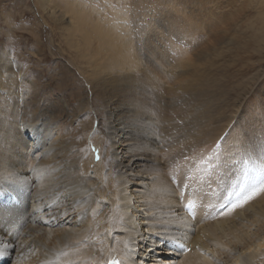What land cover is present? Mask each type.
<instances>
[{
  "label": "bare ground",
  "instance_id": "1",
  "mask_svg": "<svg viewBox=\"0 0 264 264\" xmlns=\"http://www.w3.org/2000/svg\"><path fill=\"white\" fill-rule=\"evenodd\" d=\"M36 5L43 13L52 10L47 19L70 17L65 26L62 19L53 23L63 30L61 41L73 64L81 65L88 74L95 93L93 100L98 103L95 113L104 118L100 117L98 132L109 150L101 141L99 163L94 164L93 155L83 161L82 153L70 156L74 159L71 162V147L58 148L48 142L47 137L59 134L62 121L72 116L76 122L90 104L88 91L80 84L72 85L76 76L70 67L63 68L59 81L62 99L55 104L47 102L39 110L42 96L31 88L29 124L20 122L19 104L11 103L19 96L18 68L3 50L0 198L13 195L20 203L0 202V254L10 258L11 251H15L17 264H108L113 256L122 264H145L146 259L150 264H264V191L233 207L243 200L253 183L244 179L241 159L246 150L264 140V123L250 122L246 134L228 137L227 146L214 154L209 151L210 161L196 164L201 157L198 146L209 140L204 130L199 135L202 138L198 134L192 137L191 112L197 102L206 100L208 90L204 74L196 85L175 87V80L181 76L175 60L189 54L188 46L171 52L150 39L138 44L122 36L114 22L102 19L92 6L65 0H36ZM56 9L62 13L56 15ZM170 27L177 28V24L170 23ZM190 60L183 59V74H189ZM149 86L156 88V93L149 92ZM128 94L130 97L125 98ZM116 99L120 101L112 108ZM73 100H78L77 108L72 106ZM91 120L78 124L74 139L76 132L86 134L92 129ZM21 123L33 140V151H28L29 144L18 132ZM38 125H44V129ZM114 143L123 149L116 151ZM48 145V153H42ZM42 156L44 167L34 172L32 166ZM184 156L192 160L185 162ZM138 169L152 176L149 185L136 181ZM91 170L94 177L89 174ZM133 172L135 179L128 176ZM229 200L232 205L228 210L218 211L229 205ZM104 204H109L115 213L118 207L125 217L123 221L116 215L115 222L110 223L108 212L101 213ZM190 205L194 216L187 212ZM44 223L52 224V228L58 226L49 233ZM119 230L123 231L118 237L120 243L114 244L112 232ZM5 244L9 245L6 251ZM171 252L182 260H158V255L167 257ZM35 253L38 255L33 259Z\"/></svg>",
  "mask_w": 264,
  "mask_h": 264
},
{
  "label": "rangeland",
  "instance_id": "2",
  "mask_svg": "<svg viewBox=\"0 0 264 264\" xmlns=\"http://www.w3.org/2000/svg\"><path fill=\"white\" fill-rule=\"evenodd\" d=\"M65 1L80 3L85 7H94L102 19L108 18L111 22H114L122 36L131 37L138 44L150 39L154 44H163V48H168L171 52H177L182 45L189 47L187 56H178L175 60L177 67L180 68L177 71L181 75L175 80V87L180 88L189 83L196 85L200 82L201 74H204V81L208 90L206 100L197 102L191 112L192 137L198 134V138H202L203 136L199 137V135L204 130L205 133H208L206 140H209H204L206 141L205 145L198 146V153L201 151V157L198 158L196 164H201L206 160L210 161L208 158H212V156L209 157L208 155L220 151L223 146H227L226 139L228 137L231 139L239 137L243 133L246 134L248 131L247 125L250 122L259 121V123H264V0ZM51 13L52 10L43 13L36 5V0H0V54L7 51L12 63L18 68L16 69L18 71L19 99L17 97L15 98L17 101L13 99L14 101L11 100V103L17 104L18 102L19 111L17 110V115H20L18 120L23 124H29L28 118L31 114L29 102L31 99L28 92H30V89L40 91L42 104H40L39 110L45 108L47 102L57 103L58 99H62V93L58 88L59 81L63 76L62 70L70 67L76 76V81L72 85L80 84L88 91L90 104L87 110L81 113V116H78L76 122L72 120L71 116L67 121L60 123L59 136L55 135L53 138H47L49 143H54L58 148L71 147V151L68 152L70 153L69 158L82 153L84 155L83 161H88L91 156L88 148L90 143L101 149L102 141L104 149L109 150V144L98 132V125L104 118L102 115L99 116L95 113V109H97L95 107L98 103L93 100L95 99V93H93L94 88L88 80V74L84 69L81 70V65L76 66L73 64L68 53H66L68 51L67 47L61 41L64 38L63 30L53 23V21L62 19L61 21H65L62 22L65 26L71 20L70 17L66 15L62 18L54 15L55 18H49V21L47 17ZM57 13L60 15L62 12L56 9V15ZM170 23H176L177 28L170 27ZM188 58H191V69L189 74H183L181 63L183 59L187 60ZM183 78L184 80H182ZM148 88L149 92L156 93V88L152 86ZM1 93L7 97L4 92ZM124 96L125 94H122L120 98L123 99ZM128 97H130V94L126 95L125 98ZM93 101L94 104H92ZM118 101L120 100L113 101L112 108L116 106ZM71 104L77 108L79 102L73 100ZM88 109L91 111H88ZM153 116L156 117L155 114ZM90 120L93 122L92 129L86 134L76 132L74 139L73 135L79 129L81 121ZM202 121L204 124H201ZM23 124L19 125L20 131L18 132L30 145L27 147L28 151H33L31 148L33 140L24 130L25 125ZM38 127L44 129V125H38ZM226 132L227 134L224 137ZM220 134H222L221 138L217 139ZM58 137H60L59 140ZM0 140H3V137H0ZM114 146L116 151L123 149L116 143H114ZM49 148L50 145L42 148V153L46 151L48 153ZM34 155L32 157L35 158L36 155ZM163 156L167 155L161 157ZM183 158L185 162L192 160L191 156H184ZM42 159L43 156L38 158V161L32 166L34 172H39L44 167L41 164ZM176 160L184 164L183 159L177 158ZM68 161L72 162L74 159L70 158ZM107 161L109 162V160ZM160 161L164 162V159L161 158ZM137 171H140V169L135 172L137 173ZM112 173L113 171H110V174ZM136 173L133 172L128 176L135 179ZM89 174L95 176V172L92 170ZM30 175L32 176V174ZM136 176L139 177L136 181L139 180L141 185H149L152 179V176L148 177L143 171L138 172ZM117 178L115 176V179ZM104 207L105 209L101 213L106 214L108 212V215H106L110 219V223L115 222L116 215L122 221L125 218L121 216L118 207H116V213L111 210L109 204H104ZM172 214L174 215V213ZM178 214L179 217L183 216L181 213H176V215ZM48 225V223H44L43 228L47 229L49 233L58 226L56 224V227L52 228V224ZM109 229L111 228L109 227ZM121 232L123 231L112 232L114 244L116 242L120 243L118 237L122 235ZM120 233L121 235H119ZM38 236L36 239L44 245L43 240L39 239ZM48 239L50 240L49 237ZM188 251L190 249L185 250L186 253ZM35 254L33 259L38 255ZM14 256H16L15 251H11V257H8L10 264H17ZM217 257L218 255H216ZM157 258L159 261L174 263L182 260L180 255L173 253L167 257L160 254ZM3 259H6L5 256H3ZM218 259L220 258L218 257ZM1 262L0 264H2ZM150 263H152L150 260H145V264Z\"/></svg>",
  "mask_w": 264,
  "mask_h": 264
},
{
  "label": "snow or ice",
  "instance_id": "3",
  "mask_svg": "<svg viewBox=\"0 0 264 264\" xmlns=\"http://www.w3.org/2000/svg\"><path fill=\"white\" fill-rule=\"evenodd\" d=\"M99 159V156H97ZM241 163L244 166L243 176L247 181L251 179L253 183L250 185L248 194L233 205V207H239L242 203H246L252 199L259 192L264 191V140H261L252 150H246L241 159ZM0 195H3L0 193ZM191 209V205L189 206ZM5 251L9 245H3ZM108 264H120L119 260L110 259Z\"/></svg>",
  "mask_w": 264,
  "mask_h": 264
}]
</instances>
